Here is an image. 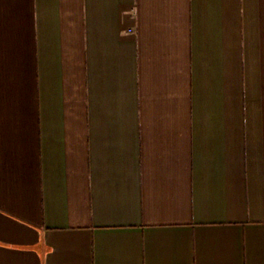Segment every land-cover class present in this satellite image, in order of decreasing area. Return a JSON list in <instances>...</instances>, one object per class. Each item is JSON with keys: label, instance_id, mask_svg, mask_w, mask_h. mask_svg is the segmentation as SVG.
I'll use <instances>...</instances> for the list:
<instances>
[{"label": "crops", "instance_id": "crops-1", "mask_svg": "<svg viewBox=\"0 0 264 264\" xmlns=\"http://www.w3.org/2000/svg\"><path fill=\"white\" fill-rule=\"evenodd\" d=\"M0 264H264V0H0Z\"/></svg>", "mask_w": 264, "mask_h": 264}]
</instances>
